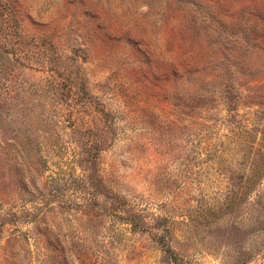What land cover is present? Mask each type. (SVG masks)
<instances>
[{"label":"rangeland","instance_id":"obj_1","mask_svg":"<svg viewBox=\"0 0 264 264\" xmlns=\"http://www.w3.org/2000/svg\"><path fill=\"white\" fill-rule=\"evenodd\" d=\"M0 264H264V0H0Z\"/></svg>","mask_w":264,"mask_h":264}]
</instances>
